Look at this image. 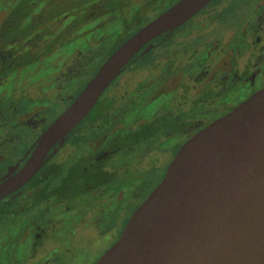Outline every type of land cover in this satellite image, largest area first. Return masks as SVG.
<instances>
[{
	"label": "flooded vegetation",
	"instance_id": "obj_1",
	"mask_svg": "<svg viewBox=\"0 0 264 264\" xmlns=\"http://www.w3.org/2000/svg\"><path fill=\"white\" fill-rule=\"evenodd\" d=\"M15 1L9 13L0 7V264H54L75 258L80 229L109 239L106 250L124 225V211H112L124 192L147 185L138 206L191 135L264 87V0H208L149 38L18 182L40 135L98 67L179 0ZM54 100L62 108L50 117ZM128 176L137 180L124 189Z\"/></svg>",
	"mask_w": 264,
	"mask_h": 264
},
{
	"label": "water",
	"instance_id": "obj_2",
	"mask_svg": "<svg viewBox=\"0 0 264 264\" xmlns=\"http://www.w3.org/2000/svg\"><path fill=\"white\" fill-rule=\"evenodd\" d=\"M207 1L179 0L116 48L43 131L16 181L40 166L46 150L149 38ZM93 264H264V87L177 149L160 181Z\"/></svg>",
	"mask_w": 264,
	"mask_h": 264
},
{
	"label": "rangeland",
	"instance_id": "obj_3",
	"mask_svg": "<svg viewBox=\"0 0 264 264\" xmlns=\"http://www.w3.org/2000/svg\"><path fill=\"white\" fill-rule=\"evenodd\" d=\"M16 1L15 0H0V7H5L7 10L5 11V13H9V7L11 5H15ZM146 60V58H145ZM145 60H141L142 61H145ZM94 64L93 66H91L90 64H87L84 66L83 68V71H82V74L80 76V80L83 81L87 76H89L93 69H94ZM116 80V79H115ZM114 80V81H115ZM113 81V82H114ZM112 82V83H113ZM110 83L108 85V87L105 89L104 92H106L109 88L115 86L116 84H113ZM49 105V112L50 110L52 111V113H50V117L53 116V113H57L60 108H62V103L61 102H58L56 100H54L52 103H48ZM54 110V111H53ZM49 118V117H48ZM81 124L78 125L77 129L80 127ZM74 151V150H73ZM134 180H137L136 178H131L128 176V178H125L124 177V189L126 188V186L129 185V183H134ZM149 183V181H148ZM115 185H112V187H114ZM147 185L145 186H142L141 190L143 192H140L137 196H131L130 194H127V192L129 190H126L124 192V207H119V205L117 206V208L113 205L112 208L114 210L112 211H121L123 210L124 211V223L125 221L127 220V218L129 217L130 213L133 211V207H136L137 204L142 200L143 198V193L145 192V190L147 189L146 188ZM115 201V200H113ZM116 208V209H115ZM114 212H113V218H114ZM105 218V217H104ZM106 219V218H105ZM113 221H115V219H113ZM113 222V226L111 225L110 227V230H112L107 236L109 237H112L114 238L115 235H116V231H117V228H118V222L115 223ZM63 227H64V224H63ZM66 227V225H65ZM62 229V228H61ZM85 232V231H84ZM61 235L63 236V232L61 230H59L56 234V237L57 238H60ZM79 238H80V242L79 243H82V248L77 250V253H76V256L73 260H65L63 262H60V259H58L54 264H89L91 261L93 260H96L97 257H99L100 253L102 251L105 250V248L108 246V242H109V239H106V237H101V236H85L83 233H82V229L79 230ZM111 245V244H110ZM15 252L18 253V254H22V245L21 246H16L15 248Z\"/></svg>",
	"mask_w": 264,
	"mask_h": 264
}]
</instances>
